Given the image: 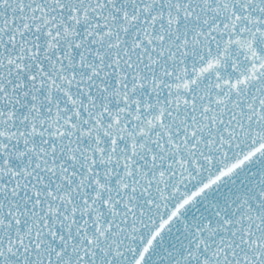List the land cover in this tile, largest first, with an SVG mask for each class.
Returning <instances> with one entry per match:
<instances>
[{
	"label": "snow or ice",
	"instance_id": "obj_1",
	"mask_svg": "<svg viewBox=\"0 0 264 264\" xmlns=\"http://www.w3.org/2000/svg\"><path fill=\"white\" fill-rule=\"evenodd\" d=\"M261 158L264 0H0V264H264Z\"/></svg>",
	"mask_w": 264,
	"mask_h": 264
},
{
	"label": "water",
	"instance_id": "obj_2",
	"mask_svg": "<svg viewBox=\"0 0 264 264\" xmlns=\"http://www.w3.org/2000/svg\"><path fill=\"white\" fill-rule=\"evenodd\" d=\"M262 170H264V158L253 161L242 173L236 175L233 179L236 181V184H240L242 179H250L248 176L249 172H256L258 174ZM234 189L235 185H233L231 181H227L220 185V187L205 193L194 205H189L182 211L181 216L183 220L191 222V220L197 216V213L206 214L210 212L211 209L206 202H221L227 193ZM182 227V222L177 220L175 224L171 226V231L163 234V243L161 244L160 241L157 242L156 253H161L164 247H171L176 242V238L181 235Z\"/></svg>",
	"mask_w": 264,
	"mask_h": 264
}]
</instances>
